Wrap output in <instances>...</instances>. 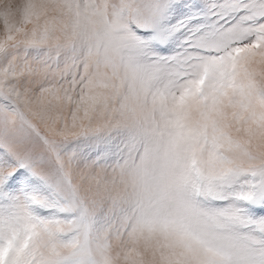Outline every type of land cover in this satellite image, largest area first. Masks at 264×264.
Segmentation results:
<instances>
[{"label": "snow or ice", "instance_id": "snow-or-ice-1", "mask_svg": "<svg viewBox=\"0 0 264 264\" xmlns=\"http://www.w3.org/2000/svg\"><path fill=\"white\" fill-rule=\"evenodd\" d=\"M0 264H264V0H0Z\"/></svg>", "mask_w": 264, "mask_h": 264}]
</instances>
